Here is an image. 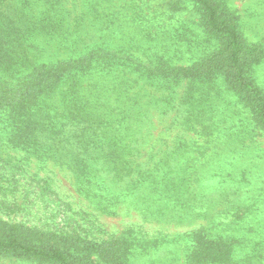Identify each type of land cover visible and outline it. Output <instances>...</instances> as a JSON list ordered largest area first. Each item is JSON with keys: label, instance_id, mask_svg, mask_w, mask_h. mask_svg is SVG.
I'll use <instances>...</instances> for the list:
<instances>
[{"label": "rangeland", "instance_id": "374dc122", "mask_svg": "<svg viewBox=\"0 0 264 264\" xmlns=\"http://www.w3.org/2000/svg\"><path fill=\"white\" fill-rule=\"evenodd\" d=\"M220 1L263 53L249 75L264 93V0ZM1 14L16 75L104 55L74 86L11 108L29 137L0 121L1 221L71 238L68 255L85 247L95 264H110L98 247L116 239L131 244L124 264H201L196 234L227 246L231 264H264V133L246 108L224 81L173 85L108 53L150 68L202 59L216 41L190 0H0Z\"/></svg>", "mask_w": 264, "mask_h": 264}, {"label": "trees", "instance_id": "16d2710c", "mask_svg": "<svg viewBox=\"0 0 264 264\" xmlns=\"http://www.w3.org/2000/svg\"><path fill=\"white\" fill-rule=\"evenodd\" d=\"M190 1L192 8L199 14L204 32L216 41L214 48L202 59L190 66L150 68L119 51L117 53L108 51V53L113 54L114 59L119 58L117 55L120 54L124 63L128 60L131 65L135 64L137 69L142 66L141 74L148 77L157 74L159 79L170 81L173 85L182 80L224 81L237 96L239 103L246 108V113L254 126L264 133V93L249 75L263 56L259 45H251L246 41L240 31L238 17L223 7L220 0ZM171 8L177 10L180 6L173 3ZM0 19L2 28L5 23L13 21L2 14ZM9 42V38L0 37V65L6 70L4 75H0V121H3L2 126L7 128L9 135L13 133L20 138L29 137L28 135L32 133H26L25 129L30 125H19L20 117L12 120L11 108H17L19 103H30L33 97L38 98L42 94H48L62 83L74 86L77 84L78 76L82 79L87 74V71L78 70L104 55L99 49H93L89 54L77 59L71 58L57 64L38 65L24 75H16V71H11L13 67L9 64L10 61L16 60L7 56L10 47L5 49L4 46ZM14 121L15 125L12 123ZM71 241V238L45 235V233L0 220V256L10 255L52 264H95L89 257L90 253L81 245L74 247L75 249L82 247L79 257H72L71 252L68 255ZM130 248L131 244L127 240H109L100 244L97 254L103 262L124 264ZM226 248L225 245L217 244L214 240H205L203 235L196 234L195 249L191 257L201 264L217 261H221L217 263L231 264L228 259L230 251Z\"/></svg>", "mask_w": 264, "mask_h": 264}]
</instances>
